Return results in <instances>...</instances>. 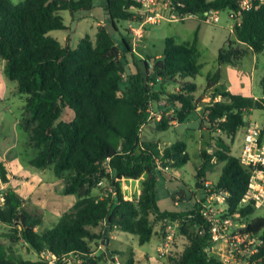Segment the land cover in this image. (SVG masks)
<instances>
[{
    "label": "trees",
    "instance_id": "trees-1",
    "mask_svg": "<svg viewBox=\"0 0 264 264\" xmlns=\"http://www.w3.org/2000/svg\"><path fill=\"white\" fill-rule=\"evenodd\" d=\"M92 1L24 0L14 4L0 0L3 74L16 82V91L25 96L18 126L26 144L35 150V155L26 159L27 164L39 172L51 169L62 180V193L77 198L58 222L47 229L43 227L42 213L29 211L14 190L4 189L0 224L9 231L0 232V239H5L0 241V264H48L43 254L49 255L52 264H66L71 255L80 260L79 264H98L109 260V256H93L88 244H101L103 225L107 222L108 234L117 228L135 236L141 246L156 234L154 223L163 219L178 221L177 236L187 241L180 254L174 256L173 252L170 264H228L205 251L211 235L199 213V203L193 210L179 213L161 211L157 205L156 185L163 178L162 169L178 168L188 162L185 143L176 142L160 151L156 142L141 140V129L148 121L151 104L161 97L175 109L178 123H184L200 105L213 132L232 139L246 124L247 112L264 110V77L260 82L262 97L256 99L226 91L219 83L217 70L207 75L205 91L210 93V101L201 103L195 99L197 85L186 81L195 78L201 67L197 64L195 41L182 45L171 38L164 39L160 57L143 60L132 52L130 39L120 36L119 45L115 43L113 34L120 33L118 24L134 19L135 15L129 12L131 7L139 9L132 0H106V25L98 29L94 42L85 36L75 49H70L49 36L51 32L67 30L60 13L90 11ZM171 2L178 13L191 14L193 19L203 22L210 10L236 12L239 0ZM234 36L245 49L228 40L218 53L219 66L238 64L246 49L263 53L264 5L255 2L250 10L241 13ZM128 55L135 71L123 80L122 58ZM168 82H176L178 89L168 92ZM65 111L72 113L69 121L62 120ZM167 124L163 119L158 126L163 130ZM215 144L211 153L201 152L202 163L196 168L195 179L205 183L215 165L222 164L211 187L229 193L227 216L243 220V232L261 242L251 245L249 250L243 249L248 257L239 256L236 264H264V217H252L251 205L240 206L249 172L231 155L230 144L223 138L216 137ZM8 176L0 162L3 184L8 183ZM142 176L137 197L122 192L121 183ZM102 180L108 182L112 193L105 198L91 195L92 188ZM18 241L25 243L39 259L25 260L11 249L9 245ZM110 254L113 258L118 253ZM126 264H132V260Z\"/></svg>",
    "mask_w": 264,
    "mask_h": 264
},
{
    "label": "rangeland",
    "instance_id": "rangeland-1",
    "mask_svg": "<svg viewBox=\"0 0 264 264\" xmlns=\"http://www.w3.org/2000/svg\"><path fill=\"white\" fill-rule=\"evenodd\" d=\"M14 4H18L24 0H11ZM106 5V0H93L92 7L90 11L87 12H76L71 18L68 12L61 13L62 17L65 19L64 24L71 29L65 31H55L49 33V36L61 40L62 37L68 36L71 42L70 47L75 49L76 42L79 41L80 37L89 36L92 31L88 25L103 22L105 19L104 6ZM135 17L132 21L121 22L118 24L120 33H114L113 39L117 45L120 42V36L125 37L127 40L134 39V32L131 28L138 29L140 23L144 20L142 12L134 14ZM71 18V19H70ZM77 20L80 22L79 27L75 30V23ZM151 25V26H149ZM231 22L228 20V12L224 11L220 14V21L215 25H208L202 22L200 19H186L182 22L167 23L162 21L161 24H145L146 30L149 32V36L146 43L148 49L146 50L149 55H145L140 47V43L136 47V52L143 55V59L150 57L155 58L156 53H161L163 46V40L165 38H173L178 44L187 45L196 42V49L199 54L197 64L200 65L199 74L195 78H186V81L192 82L197 85V91L195 93V99L199 100L201 103H208L210 101V93L205 91L207 85V75L213 74L216 69L217 57L220 49H222L228 40H234V30L230 27ZM67 28V29H68ZM91 32V33H90ZM88 34V35H86ZM91 41L94 42L96 34L91 37ZM64 46V43L61 42ZM135 55V54H134ZM260 60L264 61V53L259 55ZM122 63L124 65L125 71L123 74V80L135 71L133 63L131 62V57L128 55L126 59L122 58ZM248 59L246 58L242 66L232 68L230 66H223L220 68V84L226 88L229 86L230 81L239 80L243 84L249 82L250 73ZM138 66L142 68V64L138 63ZM228 69H233L231 72ZM250 69V68H249ZM263 67H259V71L256 75L258 79L259 75L263 73ZM208 73V74H207ZM179 79V78H177ZM6 92L5 97L0 99V157L11 156L17 154H23L25 159L33 157L35 155V150L26 144V137L22 130L18 126V122L24 111L25 96L19 94L16 91V82H11L6 79ZM124 87V81L121 83ZM168 92H173L178 89L176 82H168L165 85ZM243 94L249 95L248 86H245V90L242 91ZM254 95L262 97L261 87L254 82L252 91ZM218 101V99H216ZM163 100L159 97V101H155L151 104L152 116L148 119L147 123L141 129V140L142 141H153L158 144L160 151H164L170 145L176 142H184L186 145V153L188 155V162L178 168H166L162 169L163 178H159L156 185V200L157 205L161 211L167 212H184L194 209L196 203L205 201L206 196V182L210 184H215L221 171L222 164H216L214 171L208 173L205 178V183L198 182L195 179L196 168L202 163L201 152L205 150L207 153H211L215 149V138L221 137L231 147V155L236 157L239 152V141L240 138L236 135L234 138H228L222 133H215L210 128L208 123L205 121L203 116L202 107L197 106L195 112L190 115V117L184 123H178L174 110L171 106L166 103H162ZM175 108V107H174ZM72 118V113L65 111L62 116V120L69 121ZM166 119L168 121L167 127L163 130L159 128V123ZM245 122L260 123L264 121V110H252L247 112L244 116ZM238 134V133H237ZM8 148V150H6ZM9 152V153H8ZM27 162V161H26ZM30 167V166H28ZM33 169L32 167H30ZM33 171L39 172L35 169ZM38 174V173H37ZM42 179V184L35 185V193L31 194L27 199L29 202L26 208L31 212L42 213L43 214V227L50 229L59 220L60 216L66 212L74 203L69 207L68 199L77 198L72 195H60L56 196L55 192L59 191L60 186H57V179L51 169L43 171L40 175ZM34 181L36 179H33ZM144 180V176L137 180H125L121 183L120 187L124 194L131 198L137 197L141 190V182ZM33 182V181H32ZM197 183L201 184L197 187ZM35 183H32L34 186ZM60 185H62V180H60ZM108 182L105 181L103 186H98L97 184L92 188L91 195L96 197H106L108 191L106 190ZM5 187V186H4ZM7 189V188H5ZM47 190V191H46ZM49 190V191H48ZM39 203V204H38ZM43 210L39 211V207ZM221 207H223L221 205ZM228 210V209H227ZM227 210L223 212L224 216H227ZM230 217V216H229ZM252 217H264V207L254 209ZM237 224H243V220H239L236 217H230ZM9 228L0 224V232L6 233ZM155 236L143 246H139L135 243V249L131 251L128 242H126L121 236V230H116L114 238L111 239L109 235V244L103 245L104 251L111 253L121 251V255L117 257L121 264H125L126 261L130 259H135L134 264H157L154 259V247L157 245V238L163 232L162 223H154ZM0 241H5V239H0ZM127 243V244H126ZM187 241L182 236H176L174 241V256L180 254ZM98 244H96L97 246ZM251 244L245 246V249L249 250ZM14 251L21 253L24 259L27 260H38L39 256L32 251L28 246L22 241H18L14 244L9 245ZM218 247L221 248V244L215 245L214 249ZM104 251H99V255H103ZM144 251L147 252L151 258L149 261H145L144 258L140 256V253ZM132 252V253H130ZM132 254V255H130ZM98 255V256H99ZM142 255V253H141ZM43 257V255H42ZM145 257V256H143ZM241 259L248 257L247 251L241 254ZM48 259V258H47ZM238 259V258H237ZM106 261V260H105ZM66 264H78L69 259Z\"/></svg>",
    "mask_w": 264,
    "mask_h": 264
},
{
    "label": "built area",
    "instance_id": "built-area-1",
    "mask_svg": "<svg viewBox=\"0 0 264 264\" xmlns=\"http://www.w3.org/2000/svg\"><path fill=\"white\" fill-rule=\"evenodd\" d=\"M139 6L144 20L140 23L134 32V39L131 42L132 52H136V47L141 39V28L145 24H158L166 20L170 22H182L186 19H193L191 14L183 15L175 10L171 0H132ZM264 5V0H239L238 10L228 12V20L231 22L232 30L240 24L241 13L250 10L254 3ZM221 11L210 10L205 13L203 22L208 25H215L220 21ZM149 110L148 119L152 116ZM236 134L239 138V152L236 159L240 165L248 170L249 177L246 190L240 200V206L251 205L254 209L264 207V121L260 123L246 122ZM107 171H110L107 169ZM106 180L100 181L97 185L103 186ZM205 201L199 202V213L208 225L211 235L209 247L205 251L209 256H215L220 261L228 264H236L237 258L243 254L245 246L251 244L259 245L258 238L243 232L244 224L235 223L229 216H224L223 212L228 209L227 198L229 193L223 190H213L210 182H206ZM5 187L0 180V203H3V191ZM107 194L112 193V189L107 186ZM106 194V196H107ZM102 198V197H100ZM221 205L223 207H221ZM163 225V236L160 245L157 247L156 254L159 258H168L173 256L174 241L177 236L178 221L171 222L168 219L161 221ZM221 244V248L214 246ZM250 245V246H251ZM254 252V251H253ZM48 258V254H43ZM67 262V259H66ZM114 264H120L115 261ZM170 264V263H168Z\"/></svg>",
    "mask_w": 264,
    "mask_h": 264
},
{
    "label": "crops",
    "instance_id": "crops-1",
    "mask_svg": "<svg viewBox=\"0 0 264 264\" xmlns=\"http://www.w3.org/2000/svg\"><path fill=\"white\" fill-rule=\"evenodd\" d=\"M104 12H105V8H104ZM129 12H131L133 14H136V13L138 14L141 11L138 8L131 7L129 9ZM60 15H61V13H60ZM73 15L71 16V18H73ZM106 18H107V15H106V12H105V19ZM73 21H75L74 18H73ZM163 21H166V20H163ZM161 22L162 21H160L158 24H161ZM166 22L167 23L168 22L169 23H173V22H170V21H166ZM79 24H80V22L77 20V22L75 23V25H76L75 30H77V27H79ZM105 25H106L105 24V20L103 22H100V23L88 25V27L92 31V33L90 32L91 34L89 35V37L92 38V36L97 33L98 29L101 28V27H104ZM65 26L67 27V25H65ZM149 26H151V25H149ZM143 27L141 28L140 47H141L142 52L145 55H149L148 52L146 51L148 49L146 41H147L148 37H150V36H149V32L145 29L147 26L145 28H143ZM67 30L71 31L70 28H68ZM131 30H137V32H140L139 29L131 28ZM233 34H234V32H233ZM86 35H88V34H86ZM83 37H80L79 41ZM165 39H167V38H165ZM171 39H173V38L171 37ZM57 41L60 43V45H61V42L64 43V46L61 45L62 47L67 46L70 49H73V48L70 47L71 42H70L68 36L62 37L61 40H57ZM79 41L76 42V47H77ZM229 41H231L234 46H237V47L245 49V47H243L242 44H239L238 42H236L235 36H234V40H229ZM130 42H131V39H130ZM175 43H177V42L175 41ZM187 45H190V44H187ZM246 50H247L246 55L244 56V58L238 64H236L234 66L233 65H229V64L221 65V66L217 65V67H216V69H214V71H217V70L220 71V68L223 67V66H230L232 68H235V67H238V66L243 67L242 63L247 58L248 59V63L250 62V65L248 67L246 66L245 69L248 68V71L250 73L249 82H247L246 84H243L242 81H239V80L235 81L233 79V81H230L229 86H227L225 89H226V91H229L232 94H239V95H243L244 96L245 94H243L242 91L245 90V86L246 87L248 86V89H249L250 92H249V95H246V96H251V97H254V98L258 99V98H261V97H258L257 95H254L251 91H252L254 82L256 83V81H257V84L260 86L261 79L264 77V71H263V73L261 75H259L258 79H256V75H257V73L259 71V67L262 66L263 70H264V61L260 60V57H259L260 54H255L250 49H246ZM263 53H264V51H263ZM144 54L138 53L137 55L136 54L135 55L139 59L143 60V55ZM159 57H160V53H156L155 54V58L158 59ZM3 69H4V62L0 61V99H3L5 97V92H6V85H5L6 84V78H5L4 74H3ZM228 70L231 71V72H234V71H232L233 69H228ZM162 103H164V102H162ZM6 150H8V148ZM0 162H2L4 164L5 168L9 172V176H8L9 181H8V183L4 184L5 188H11L12 190H14L25 201L26 205L28 206L29 202L27 201V199L30 197L31 194L35 193V190H34L35 189L34 188L35 185L38 184V183L42 184V179H41L40 175L43 174V172L33 171V169L28 167L29 165L27 164L26 159L24 158L23 154H19L18 152H17V154L11 156L10 158H8L7 155L3 156V157H0ZM33 179H36V180L34 181ZM32 183H35L34 186H32ZM57 186H60V189H59V191L55 192V195L56 196L63 195V193H62V185H60V180L57 181ZM72 203H75V199H72V198L68 199V205L67 206L69 207ZM38 209H39V211H42L43 210L42 205ZM103 226H105V225H103ZM116 230H118V229L114 228L108 234V238H109V235H110V238L113 239ZM120 236L126 242H128L130 249H132L131 251H133L135 249V247H134L135 243H137V238L135 236H133V235H131L129 233L123 232V231L120 232ZM154 237H156V236L154 235ZM157 240H158L157 245L154 247V259H155V261L157 262V264H168V263H170L169 262L170 261V259H169L170 257H168V258H159L157 256L156 250H157V247L160 245V243L162 241V234L157 238ZM88 245H89L91 251L93 252V256H98L99 255L98 254L99 251H104V246L102 244H99V245L96 246L95 243H89ZM141 246H143V245H141ZM107 253H108V251H104L103 256H105ZM114 253H118V254L113 256V258L109 257V260H107V261L101 260V261L98 262V264H114L115 261H118L117 257L119 255H121L123 252L117 251V252H114ZM130 253H132V252H130ZM141 253H142V255H141ZM141 253H140V256L142 258H144L145 261H149L150 260L151 256L147 252L142 251ZM130 255H132V254H130ZM143 256H145V257H143ZM69 259H72L73 262H75V263H78V264L80 263V260H78L75 256L71 255V256L67 257V261ZM25 260H27V259H25ZM130 260H132V264L135 263L134 257H133V259H130ZM29 261H36V260H29ZM128 261H126L125 264Z\"/></svg>",
    "mask_w": 264,
    "mask_h": 264
},
{
    "label": "water",
    "instance_id": "water-1",
    "mask_svg": "<svg viewBox=\"0 0 264 264\" xmlns=\"http://www.w3.org/2000/svg\"><path fill=\"white\" fill-rule=\"evenodd\" d=\"M108 234V222L105 225L104 231H103V237L101 239V244L102 245H108L109 244V240H106V235ZM109 257H111L110 252L107 253ZM94 264V263H91Z\"/></svg>",
    "mask_w": 264,
    "mask_h": 264
}]
</instances>
